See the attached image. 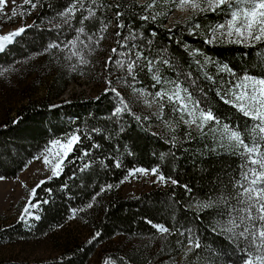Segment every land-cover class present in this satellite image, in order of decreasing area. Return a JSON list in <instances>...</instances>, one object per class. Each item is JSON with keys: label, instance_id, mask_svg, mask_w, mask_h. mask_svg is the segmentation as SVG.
<instances>
[{"label": "trees", "instance_id": "1", "mask_svg": "<svg viewBox=\"0 0 264 264\" xmlns=\"http://www.w3.org/2000/svg\"><path fill=\"white\" fill-rule=\"evenodd\" d=\"M33 2L36 7L33 9L30 25L34 26L15 38V42L0 53V67L10 70L22 60L38 58L48 61L53 68V75L48 80L44 97L29 100L14 116L0 122V179L17 177L55 139L79 134L81 141L66 159L62 175L42 180H47V183L37 189V199L48 201L35 213L41 215V219L24 223L18 218L0 226V246L51 233L73 217V211L76 217L89 223L91 235L85 241L65 246L62 253L52 259L35 262L4 259L0 260V264H88L99 245L116 235L142 237L161 234L148 221L169 228L172 234L163 233L160 247L162 251L171 249L180 258L179 264H237L240 257L227 237L219 232L213 234L211 230L218 221L226 220L227 217L220 215L216 209L201 212L195 205L197 201L234 195L238 189H234L233 184L239 179L242 160L232 154L231 149L219 147L211 135H199L198 130L193 127L188 129L179 113L171 112V105L166 99L161 113L162 102L153 99L161 86L151 88L153 80L147 69V60H152L161 75L169 79L180 76L182 80V73L191 72L192 77L198 79L207 92L208 102L214 113L222 119L226 118L229 123L235 122L243 126L246 118L223 103L214 89L221 82L226 87L229 81H236L243 74L264 77V43L248 46L221 42L219 39L213 44L206 43L211 36L210 28L227 19L220 11L203 15L195 13L184 22L168 27L164 16H157L156 20L141 19L144 15H152L143 7L148 5L147 2L97 0L93 5L96 17L85 21L86 33L99 41L101 29L113 22L116 25L113 49L126 52L127 49L121 48L118 41L127 38L128 47L135 43L136 50L143 52L147 60L142 59L140 67L135 69L137 79L134 87H143L146 92L152 93L145 96L153 103L155 111L143 109L135 101L131 93L136 91L128 86L133 84L130 77L128 85L118 82V77L127 76L126 70L115 65L108 66L106 70V62L100 70L105 89L93 96H75L63 100L58 98L65 91L68 81L77 76H88L90 65L96 61L100 44L94 46L93 53L88 57L90 63L87 66H77V70L73 71L71 64L75 60L69 62L64 59V51L47 47L50 43H59L74 36L64 26L55 27L63 25L58 14L66 10L73 0ZM84 3L88 7L89 0H84ZM118 11L124 13L119 20ZM82 15L86 13H76L74 26H79ZM118 23H123L125 27L118 28ZM197 23L200 27L193 34L192 26ZM118 31L121 32L119 37L116 35ZM193 50H198L203 56H193ZM205 56L213 61L206 71L217 81L216 84L205 81L195 63V60L203 61ZM110 57L117 58L112 51ZM122 59L127 62L126 58ZM161 59H168L171 66L161 64ZM217 65L231 68L235 76L217 74ZM7 72L9 71L4 75ZM107 80H111L112 86L121 93L132 114L113 116L120 101L114 93L106 91ZM134 116L141 119L137 121ZM158 116L161 118H157ZM169 125L175 131L170 130ZM156 126H160V130H156ZM189 131L191 136L187 137ZM173 136L175 140L172 139ZM85 151L88 155L83 156ZM116 161L120 162V167L115 166ZM84 164L89 166L81 170ZM154 167L164 173L166 180L178 183L173 185L170 182L165 188L149 189L136 196H121L116 193V187L130 169ZM109 184L113 187L102 193H106L104 199L102 194L95 196L102 187L106 188ZM89 204L92 207L89 208ZM186 228L197 232L202 245L188 256H185L187 237L179 234ZM96 232H100L101 237L90 244L89 240ZM177 241H183V244L178 246ZM148 260L146 250L132 247L104 253L101 264H105V261L110 264H148Z\"/></svg>", "mask_w": 264, "mask_h": 264}, {"label": "snow or ice", "instance_id": "2", "mask_svg": "<svg viewBox=\"0 0 264 264\" xmlns=\"http://www.w3.org/2000/svg\"><path fill=\"white\" fill-rule=\"evenodd\" d=\"M182 2L188 4L201 15L220 11L222 15L227 17L225 22L210 28L211 39L206 40V43L213 44L218 39L221 42L226 41L248 46H254L255 43H264V0H182ZM13 3H15V0H13ZM24 3L32 9L36 7L33 0H24ZM96 3L97 0H89L88 7H85L84 0H73V3L66 10L58 14L63 21V25H56L55 27L64 26L72 31L74 36L71 39L59 43H50L47 46L48 49L64 51L65 60L69 62L75 60V63L71 64L73 71L77 70V66H87L90 63L88 57L93 53L94 46L99 44V41L94 40L92 35L86 33L84 27L85 21H91L96 17V9L93 7ZM157 3L163 5L168 3V0H152L150 4L143 7L150 10ZM6 6L7 0H0V13L3 12ZM77 12L86 13V15L81 16L78 27L73 24ZM123 15V12L118 11V20ZM165 15H167V12H165ZM15 17L16 12L13 9L10 18L14 19ZM149 18L156 20L157 14L154 13L151 17L148 15L141 17L145 21ZM33 26H21L8 34L0 35V53L6 51L8 46L15 42V38L26 33ZM124 27L123 23H118V28L123 29ZM199 27L198 23L192 26L193 34H196ZM116 35L121 36V32L118 31ZM132 39H135V34L132 35ZM118 43L121 48H126L127 51L118 52L117 49H112L111 51L117 58H109L106 62V70L110 65L126 70L127 76L118 77L119 83L128 85V77H130L133 84L128 86L132 87L133 91L138 92L139 97L152 95L150 91L146 92L143 87L139 89L134 87L137 79L135 69L140 67L139 62L142 59L147 60V58L144 57L142 51L136 50L135 43L128 47L127 38L118 41ZM133 55L135 56L134 59ZM192 55L203 56L198 50H193ZM122 58H126L127 62ZM160 63L171 66L168 59H161ZM195 63L203 74L205 81L211 84L217 83L213 76L206 71L208 65L213 63L210 58L205 56L203 61L195 60ZM147 69L153 80L151 88L161 86L160 90L155 92L153 98L154 101L160 100L162 102L160 104L161 113L164 110L163 101L166 99V102L171 105V112L173 114L179 113L181 121L188 129L195 126L199 135H211L219 147L231 149L232 154L241 158L239 179L233 184L234 189H238L235 194L197 201L195 207L201 212L216 209L220 215L227 217L226 220L218 221L211 230L213 234L219 232L222 236L227 237L229 243L235 248L237 256L240 257L237 264H264V77L258 78L252 74H243L238 80L229 81L226 87L221 82L214 89L216 96L223 103L233 107L246 118V122L241 126L235 122L229 123L226 118L222 119L214 113L208 102L207 92L200 85L198 79L192 77L191 72L182 73V80L180 76L169 79L161 75L152 60H147ZM6 71H9V69L0 67V76H3ZM216 73H227L230 76H235L234 71L227 66L217 65ZM106 83L108 84L106 91L114 93L120 101V106L114 109L113 116L119 117L122 113L132 114L129 104L121 93L112 86V81L107 80ZM145 103H147L146 100ZM185 116H187V119H184ZM157 118L161 117L158 116ZM134 119L139 121L141 118L134 116ZM169 127L170 130L175 131V129H171L170 125ZM205 129H207V132H205ZM186 135L190 137L191 132L189 131ZM172 139L175 140V136ZM80 141L81 136L79 134L66 137V142H61V140L51 141L49 149L46 151L51 152V150L57 149V146L59 150L55 151L54 159L56 162L54 164L47 156L44 158V162L51 167V176L47 178L48 180L59 178L62 175L66 159ZM94 147H98V145H94ZM82 155L86 156L88 152L85 151ZM88 166V164H84L81 170L88 168ZM115 166L120 167V162L116 161ZM149 174L156 177L154 183L167 182L164 173L157 167L152 168L150 173L145 168H134L128 171L130 177L147 176ZM123 182L122 180L121 183ZM170 182L173 185L178 183L175 180ZM45 183H47V180L40 181L31 190L29 200L19 217L20 222L27 223L29 220L41 219V215L35 213L42 208V204H46L48 201L37 199V189ZM112 187L110 184L106 188L102 187L95 196L101 195ZM88 207L90 208L92 205L89 204ZM75 214V211H73V216ZM148 223L161 234H172L169 232V228L162 224L154 225L151 221H148ZM179 234L187 237L188 248L185 256L202 247L199 235L192 228H186L180 231ZM100 237V232L94 233L89 243L94 244ZM181 244H183V241H177L178 246ZM105 264H110V262L105 261Z\"/></svg>", "mask_w": 264, "mask_h": 264}, {"label": "rangeland", "instance_id": "3", "mask_svg": "<svg viewBox=\"0 0 264 264\" xmlns=\"http://www.w3.org/2000/svg\"><path fill=\"white\" fill-rule=\"evenodd\" d=\"M139 3L150 4L152 0H135ZM13 9L16 17L11 19ZM157 16H164L168 27L175 23H182L186 18L197 13L188 4L182 0H168L166 4L157 3L149 10ZM167 12V15H165ZM30 13V14H29ZM33 9L25 5L24 0H7V6L0 13V35L8 34L21 26L30 25ZM115 24L112 22L109 26L102 28L100 32L99 52L96 61L90 65L88 76H77L68 81L67 87L58 99L69 100L75 96H93L105 89V83L100 74L104 63L108 61L110 51L115 42ZM211 39V36L210 38ZM53 75V68L47 60H22L16 63L9 72L0 78V122L12 117L16 111L29 100H37L45 95V89L49 78ZM128 91L130 88H127ZM54 93H52L53 95ZM132 96L138 105L149 111H155V107L146 96L139 97L138 92H132ZM139 97V98H138ZM145 100L147 103H145ZM156 126V130H160ZM195 128V126H193ZM196 129V128H195ZM66 137L55 140L66 142ZM32 159L29 164L15 178L0 179V226L7 225L18 219L29 200L31 190L39 184L40 181L51 175V167L44 162V158L52 161L54 164L55 151H46ZM149 173L151 169H148ZM156 177L149 174L147 176L138 175L136 177L126 176L123 183L116 187V193L121 196H136L153 188H165L170 184L154 183ZM104 199L106 193L102 194ZM94 213L93 210H91ZM90 212V213H91ZM91 235L89 223L85 219L76 216L71 217L63 226L56 228L53 232L38 238L20 240L0 246V260L13 259L28 262L43 261L58 257L65 246L76 241H85ZM163 234L149 235L142 237H128L116 235L107 242L99 245L97 251L88 261V264H101L104 253L120 249H130L136 247L139 250H146L149 260L148 264H179L180 258L169 250L162 251L161 243Z\"/></svg>", "mask_w": 264, "mask_h": 264}]
</instances>
